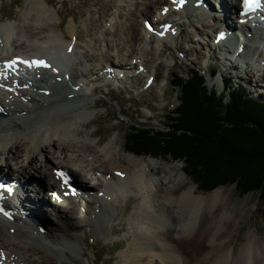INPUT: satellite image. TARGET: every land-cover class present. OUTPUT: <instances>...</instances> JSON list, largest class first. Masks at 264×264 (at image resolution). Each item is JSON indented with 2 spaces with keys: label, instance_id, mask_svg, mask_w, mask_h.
Segmentation results:
<instances>
[{
  "label": "bare ground",
  "instance_id": "1",
  "mask_svg": "<svg viewBox=\"0 0 264 264\" xmlns=\"http://www.w3.org/2000/svg\"><path fill=\"white\" fill-rule=\"evenodd\" d=\"M222 1L223 18L216 15L217 9L204 13L193 8L191 3L179 10V0H116L111 2L110 11H105V5L101 6L105 12L100 16V24L89 19L88 24L82 25L84 28L76 27L72 18L66 33L56 35L52 27H60L59 11L54 9L58 15L56 19L59 18L58 23H54L55 16L49 12L47 0H27L22 16L25 20L15 27L18 34L12 32L14 26L0 24L1 67L4 60L12 61L17 55L51 61L60 55L67 57L66 68L60 75L40 70L30 80H23L17 69L6 73L0 71V112L6 114L5 118L0 117V181L6 185L15 180L24 190L20 189V193L11 199L6 197V191L0 192V264H53L52 255L64 261L68 253L74 256L83 253V245L76 235L86 226L83 218L88 217L90 228L97 227L102 231L105 217L115 219L119 214L117 210L112 213L109 206L116 204L118 196L123 200L126 193H129L127 198L133 193L139 200L134 213L128 215L131 231L124 236L125 239L129 237L126 257L122 258L124 264H264V245L250 233L245 235L243 245L235 253V235L250 210L231 214L226 209L228 190L219 188L210 194L196 193L197 187L181 173L178 163L167 164L121 153L119 145L113 147L115 139L104 146L101 139L90 145L70 139V135H81V128L89 123L85 119L90 108L86 101L99 89L96 85L99 81L103 82L101 86L110 87L115 83L121 89L127 82L139 96L155 86L156 66L169 67L167 60L174 59L169 41L176 42L177 36L161 37L146 32L144 24L149 19H159L162 26L173 24L178 36L185 33L184 28H193V36L187 35L183 40L194 44H199L195 35L197 30L207 38L213 32L211 42L207 40L205 45L212 52L208 59L216 60L220 56L228 61L226 67L216 61L224 68L220 69L221 83L223 77L233 74L234 69L242 70L244 75L258 77L253 78V84L258 85L260 93L264 87V34L260 42H247V48L254 49L248 61H232L236 46L231 55L227 49L218 54L219 48L212 42L219 31H226L228 23L224 20L237 7L235 2H239ZM136 12L140 13L142 26L131 19ZM176 15L185 21L172 19ZM195 24L201 28L197 29ZM136 29L139 30L138 38L132 32ZM154 30L159 33L158 29ZM19 32L28 40L26 45L19 42L22 50L25 49L23 54H16L12 49L20 46L17 45ZM86 37L89 42L84 46L81 40ZM37 39H43L45 46L34 45ZM99 49L103 51L99 53ZM174 49L182 51L185 57L189 55L190 48H182L177 42ZM108 50L114 54H108ZM71 52L72 55L67 56ZM195 52L197 58L207 57V53H201L199 49ZM148 55L151 56L149 60ZM111 58L117 62H111ZM197 58L192 63L196 64ZM91 61L96 64H88ZM149 62L152 63L150 67L146 65ZM82 65L87 72L79 74ZM126 66L138 69L137 75L128 78ZM5 67L9 68L8 65ZM141 78L145 79L143 83L147 87H138ZM156 87H159L157 102L162 105L167 101L164 98L167 88L162 84ZM96 101L94 105L98 103ZM55 116L58 120L72 122V125L57 128ZM64 127L66 130L63 131ZM67 129L69 134H66ZM93 135V132L89 134L90 137ZM45 153L49 154L45 157ZM41 157L48 158L43 167L35 164ZM24 169H28L31 176L36 174L39 181L34 183L25 175ZM59 169L71 176L67 184L74 185L76 196H62L67 190H62L60 181L56 180L54 171ZM95 173L101 174V178L98 177L101 185L108 182L107 187L104 186L106 190L98 189L99 183L93 182ZM53 193L56 194L54 197ZM153 195L158 199L156 202L152 200ZM93 203L94 207L91 206ZM110 223L111 227L103 233L105 236L113 233L115 222Z\"/></svg>",
  "mask_w": 264,
  "mask_h": 264
},
{
  "label": "rangeland",
  "instance_id": "2",
  "mask_svg": "<svg viewBox=\"0 0 264 264\" xmlns=\"http://www.w3.org/2000/svg\"><path fill=\"white\" fill-rule=\"evenodd\" d=\"M49 7V12L51 14H54L55 20L54 23H58V19H56L55 10L59 11V14L61 15V23L60 27H52V32H54L56 35L59 33H66V26L68 22L73 18V26L76 27H82L84 24H88L86 22L89 19L94 20V24H100V16L105 11H110L112 8L110 6L111 2H115L116 0H47ZM26 2L27 0H0V24L6 23L9 24L11 27H13L12 32L16 31L15 27H18L22 21L25 19L22 18V16L25 13L26 10ZM105 5V11L101 9V6ZM238 5V2H235V6ZM55 9V10H54ZM24 11V12H23ZM158 11H156L157 13ZM49 13V14H50ZM20 15V17L18 16ZM140 16L139 12H136L135 15L131 16V19L137 20V23L139 26L141 25V20L138 17ZM18 17V18H17ZM93 17V18H92ZM181 17V16H180ZM21 18V19H20ZM107 17H105L106 19ZM110 18V19H109ZM108 19L111 20V16ZM19 19V20H18ZM24 19V20H23ZM172 19H177V21L181 20L185 21V18H179L175 16ZM148 20V19H147ZM19 22V23H18ZM86 22V23H85ZM147 22H152V19L148 20ZM24 23V22H23ZM227 24V23H226ZM156 26V25H155ZM195 26L201 28L199 24H195ZM57 29V30H56ZM61 29V30H60ZM138 29L133 30V34L138 38ZM185 33H183L181 36H177L176 42L179 43L182 48L189 49V55L184 56L182 51L176 52L174 49V46L176 42L169 41V46L171 49V53L174 56V59L167 60V65L169 67H165L163 65H158L156 68H154L155 73V86L150 89L146 93H141L139 96L137 95V91L135 89H131L129 84H125V87L123 89L117 88L116 86H111L109 88H106L104 86H101L103 82L99 81L96 85L99 86L98 90H95L94 94L92 95L91 99L86 101V104L90 107L88 110V116L85 118L86 121H89L87 126L84 128H81L82 133L79 136L70 135V139L79 140L86 144H91L93 142L97 141V139L102 140V146L106 145L111 140L115 139V143L113 147L119 145L121 153H127L131 154L125 151L124 149V139H125V133L131 128L133 124H140L149 126L153 129H162L165 123H168V117L170 118L172 116V112L177 108L179 99H178V91L175 89L169 82L171 80V72L178 73L182 78L187 77L188 72L191 70L198 69L200 72L204 73L206 76L205 85L208 89H214L217 91L218 94L222 93L221 89V77H220V69H224L223 67L227 66V58H221L220 56L216 58V60L213 58L208 59V54L211 55L212 52L208 51L209 48L206 47L207 40L209 41L210 38H212L213 32H210V38L206 37L205 35L202 36L200 31H196V36L199 39V44H194L190 42H185L183 39L187 37V35L191 38L194 34L193 28H184ZM11 32V35H12ZM199 33V35H198ZM18 34V32H17ZM99 35V34H98ZM97 35V36H98ZM13 38L14 35H12ZM195 36V37H196ZM17 48L12 47L14 53L16 54H23L25 49L22 50L21 44L26 45L28 40L25 38L23 33L19 32ZM99 37V36H98ZM25 38V39H24ZM39 38V37H37ZM122 38H125L124 35H122ZM189 38V39H190ZM22 39V40H21ZM24 39V40H23ZM114 39V38H113ZM87 40V41H86ZM24 41V42H22ZM27 41V42H26ZM37 40H35L34 45L40 44L43 45V39L39 40L38 43ZM86 43H85V42ZM93 42V40L91 39ZM21 44H20V43ZM89 41L86 38H83L81 40V43H84L83 45L87 44ZM140 43L138 42L136 45L138 46ZM33 45V43L31 44ZM30 45V46H31ZM33 45V46H34ZM154 46H157L156 44H153ZM148 47V46H147ZM32 48V47H30ZM195 49H199L201 53L206 52L207 57H199L197 58ZM19 50V51H17ZM79 50H82V48H79ZM99 53L102 52L103 49L97 50ZM114 51H109L108 54H114ZM174 53V54H173ZM197 58L196 64L192 63V60ZM229 58V57H228ZM147 59H151V56L148 55ZM111 62L116 63L117 60L111 58ZM113 60V61H112ZM218 61L222 66L217 64ZM93 63V61L89 62L88 64ZM87 64V65H88ZM96 64V63H95ZM93 63V65H95ZM104 64V63H103ZM112 65V64H111ZM148 67L152 65V63L149 62V64L146 63ZM214 66L217 67L216 76L214 78H209L207 76L208 71H210L211 68ZM102 67V66H101ZM79 74L82 72L86 73L87 71L84 69V66L82 65L80 67ZM264 70V68H263ZM150 71V70H149ZM235 71V69L231 72L233 73V80L232 83L234 86H236V83H241V85H244V88L247 93H250L252 97H254L257 100H264V87L260 89V93L258 90V85L254 86V80L253 78L258 79V77L255 74L252 75H244L242 72ZM224 78V77H223ZM144 80L141 78L138 83V87L141 88L144 85ZM115 84V83H113ZM160 84L165 85L167 88L164 94V98L167 100L162 105H160L157 102V94H159V86ZM251 89H254L252 91ZM97 99V104L94 105V101ZM166 105V107L164 106ZM54 121H57V128L64 126V125H72V122H68L66 120L59 119L55 116ZM66 130V128H63V131ZM73 130V129H72ZM71 130V131H72ZM93 132L95 135L89 136V134ZM68 129L66 131V134H69ZM96 150H100L97 149ZM46 154L45 153V157ZM133 155V154H131ZM49 156V155H48ZM137 158H145V159H153L154 161L164 162L167 164L170 163H178L180 166V171L182 174L183 172V164L172 161L168 157H159V158H152L148 156H137L134 155ZM45 157L37 158L35 160V164L38 166L44 165L46 159ZM89 157L88 159H90ZM1 162V161H0ZM103 163V162H101ZM23 165V164H22ZM27 172H25L26 176H29L30 179L34 183H37L39 180L34 174L31 176L29 174L28 169H24ZM23 170V171H24ZM55 170V169H54ZM100 175V176H99ZM184 176H186L184 174ZM101 178V174L95 173L93 175L95 183H99V188L102 190H106L104 185H101V181L99 178ZM187 177V176H186ZM189 180V183L194 185L191 182V179L187 177ZM78 181L82 179H77ZM37 181V182H36ZM34 190L36 189L35 185ZM224 189L228 190V198L226 200V209L231 213L234 214L235 211L239 212L240 210L247 211L250 210L249 215L240 223V228L238 230V234L235 235V240L233 241V246L235 247V253L239 251L241 246L244 243L245 235L247 233H250V236L255 237L257 239V242L259 244L264 245V206L262 205V201L259 199V194L257 193H248L246 195H240L234 188L233 185L229 186H222L218 187V189ZM215 188L214 190H216ZM217 189V190H218ZM42 193H44L45 190H43L42 186ZM212 190V191H214ZM212 191L209 192H201L199 190H196V193L200 194H210ZM133 193H130V197H126L129 195V193L124 194L123 200L120 196L116 199V207L114 204H111L109 207L111 209V212H115L116 210L119 212L118 216L114 219L111 218V216L105 217L104 221V227L103 230L100 231L97 229V227L90 228L88 225L89 219L88 217L83 218V223H85L84 230L80 232H76L77 238L80 240V244L83 245L84 252L79 253L77 255L67 254V258L62 261L55 256H51L55 259L53 264H124L122 258L126 257V248L128 245L129 237L125 239V235L130 234V220H128V215L134 213L135 211V204L138 202V198H136ZM35 195H32V199ZM136 198V199H135ZM153 202H156L158 199L156 196L153 195L152 197ZM76 201V200H75ZM94 207V203L91 205ZM91 207V210H92ZM116 208V209H115ZM74 209V208H73ZM75 210V209H74ZM149 218V217H148ZM147 218V219H148ZM114 223L112 225L113 227V233H109L108 236H105L103 233L105 230L109 229L111 227V223ZM73 225H77V222H73ZM54 226V225H53ZM53 228V227H52ZM250 231V232H248ZM84 241V242H83ZM32 251V250H31ZM121 256V258H120ZM35 258V256L33 257Z\"/></svg>",
  "mask_w": 264,
  "mask_h": 264
},
{
  "label": "trees",
  "instance_id": "3",
  "mask_svg": "<svg viewBox=\"0 0 264 264\" xmlns=\"http://www.w3.org/2000/svg\"><path fill=\"white\" fill-rule=\"evenodd\" d=\"M172 77L179 103L168 123L162 129L133 124L125 151L182 163L201 192L229 185L240 195L258 192L264 206V100L230 81L218 94L195 69Z\"/></svg>",
  "mask_w": 264,
  "mask_h": 264
},
{
  "label": "snow or ice",
  "instance_id": "4",
  "mask_svg": "<svg viewBox=\"0 0 264 264\" xmlns=\"http://www.w3.org/2000/svg\"><path fill=\"white\" fill-rule=\"evenodd\" d=\"M183 2V0H181V3ZM245 3L246 5H251V4H254V3H258V0H245ZM23 63H28V62H23ZM32 64H40V65H43V61H32L31 62ZM11 65H9L10 67ZM58 175H60L64 180H65V183H67V178L63 176V173H59ZM56 194L53 193V196H55ZM58 198V197H57Z\"/></svg>",
  "mask_w": 264,
  "mask_h": 264
}]
</instances>
